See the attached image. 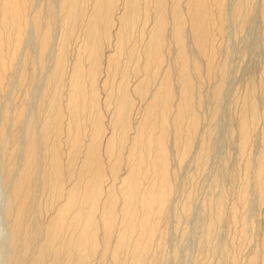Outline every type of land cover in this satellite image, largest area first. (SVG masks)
Segmentation results:
<instances>
[{"label":"bare ground","instance_id":"1","mask_svg":"<svg viewBox=\"0 0 264 264\" xmlns=\"http://www.w3.org/2000/svg\"><path fill=\"white\" fill-rule=\"evenodd\" d=\"M227 1L0 0V155L11 264L162 263L169 212L180 206L174 214L180 220L191 211L193 192L173 210L178 171L197 143L196 161L202 164L207 157L209 137L200 117L203 86L219 77L212 89L218 99L227 78L220 45ZM230 1L238 28L253 17L254 5H261ZM260 3L264 25V0ZM219 52L227 62H217ZM39 79L43 91L29 114V88ZM10 84L23 93L13 106L1 103ZM252 84L237 106L238 166L246 176L239 198L233 199L245 207L251 186L264 205V146L255 162L249 154L260 120L264 125V100L261 109ZM225 195L203 203L208 226L200 245L213 243L215 229L229 216L231 223L223 224H230L232 239L218 247L219 255L215 243L212 250L205 246L216 251L215 258L225 255L218 264H240L235 246L252 245L257 231ZM256 246L248 264H264V233ZM207 256L202 257L213 258Z\"/></svg>","mask_w":264,"mask_h":264},{"label":"rangeland","instance_id":"2","mask_svg":"<svg viewBox=\"0 0 264 264\" xmlns=\"http://www.w3.org/2000/svg\"><path fill=\"white\" fill-rule=\"evenodd\" d=\"M259 1L262 2V0H258V2L255 0L256 3H259L262 5V3H260ZM233 3H234V1H230V2H229V0L227 1L226 15L229 12L227 15V16H229V18L226 17V19L227 18L228 19L226 20V22H225L226 24L224 25L226 34L224 35V37L220 38L221 39L220 45H222L221 50H223V51H221V53L223 52L222 53V54H224L223 56L226 55L225 57H227L226 59L228 62L226 61L225 57L220 58V56H221L220 52H219L220 55H218L219 57L217 56V58H218L217 62L218 61L221 62V60H219V58H220L222 60H225V62H227L226 65H228L227 69H226L227 73L224 76V77H227V78H224V79H226V80H224L225 84H223V86H222V90L220 91L221 95L219 96L218 99H216L214 97V95L212 93V89L215 88V86H216L215 84L217 82L219 83V77H218V79L216 78V80L212 83L213 85L211 83H210L211 85H209V82H206L203 86V89H202L203 105H202L201 110H200L201 124H202L203 131L207 132L206 139L209 137L207 139L208 147H209L207 150V153H206L207 157H206V160L204 161V163H202L203 165H205V167H201L202 164H199L196 161V159H197L196 153H197L199 146H200V144L197 143L195 145L194 149L191 151L192 155L190 154L189 155L190 157L188 156L186 159L187 161H185L186 163L185 164L183 163L184 165L182 164L184 167L181 166L182 167V169L180 170L181 172L177 170L178 171V178L180 177L179 179H177L178 183L176 182L178 184V185L176 184L177 187H179V193H175L177 195V196L175 195L176 197L174 196L176 200L173 199L175 201H172L174 203L173 205H175L173 207V210H174V208L177 207L176 204L177 205L184 204L182 202V199L184 201V199L187 197V195L190 194V192L191 193L193 192L194 193V194L192 193V195H193L192 199L193 200L191 199V201H190V202H192L191 203V211H190V214L188 216L186 215L187 217L185 215L183 216L180 214L179 217H180L181 221L178 219V217L176 218L177 214H176V216L174 215L176 213V211L178 210V208L180 209V206L175 208V209H177V210H175V212L171 210L174 213H171V211L169 212V215L171 216L172 219L171 218L169 219L170 216L168 215L167 218L169 220L167 219V221H169V223H167V224L164 223L166 226L168 225L169 227L168 226L165 227L166 228L165 233L167 234L166 235L167 237L164 238V240H166V244L164 243V245H163V247H165V250L166 249H168V250H166L167 253L164 252L165 253L164 256L167 254L165 257L163 256L164 259L162 258V256H160V258H161L160 262L163 259L162 263H160V264H198L197 261L199 263H202L203 261L200 262L201 259L205 260L206 255H208V256L212 255V257H213V255H214L213 253L218 250V247L223 249L221 246L225 245L226 243L229 242L230 239H232L233 235L229 234L230 232L232 233V231L230 229L228 230V227L230 224H228V223H226L225 225L223 224V223L229 221L230 217L227 216L225 218V219H227V221L224 220L225 222L223 221V223H221L217 226V228H218L220 225L223 224L222 226H225V227H223V229L221 231H219V229H221V228H219V229L216 228L218 232L215 229V233L217 236H215V234H214L212 237L215 236L216 238L211 237V240L215 239L214 242H213V240H212L213 243H211V242L206 243V241H205L200 245V243H201L200 238L204 237V238H202L203 240L202 239L201 240L202 241L206 240V237H205L206 231L202 232V230H206V229H203V227L207 224L206 222H208V219H207L208 217L206 215L207 212H204V211H207V209L203 211V208H204L203 203L207 204V201L211 200V198H212L211 201L215 202V200L217 198L216 195L220 197V196H222V194H224V195L228 194L227 195L228 200L226 199V201L229 204L233 203L234 204L233 206H235V207L240 205L238 207L239 209L237 208L238 209V215L240 217L241 216L245 217V215H246V219H248V217H249L248 220L255 222V229L256 230L254 229V231H255V233L257 231V233H256L257 236H255L253 244L252 245L247 244L246 248L244 247L245 245H243V247H239L241 245H239V246L236 245L235 248L233 246V248L235 249L234 252L236 254L238 253L237 258L239 256L242 257V258L239 257V259H241L240 261L242 262V263L240 262V264H248L246 262V261H248L247 259H249L250 256L254 254L253 253L254 249L257 247L256 244L257 245L260 244L261 236L264 233V231H263V229H264V215H263V212L261 209L262 207L264 209V205L262 206L261 201L260 202L258 201L259 197H258V199L256 198V196H255L256 191H255V189H253V188H255V186L253 185L254 182L252 181V179L255 178L254 177L255 174L253 175V173H254V171H257L256 170L257 166H255V168H254V166H253V168H251V169H253V171L251 170L252 172L250 173V174H252V176L249 175L250 176L249 181L251 180L250 182L251 183L253 182L252 184H250V182H249V184H250V186L253 185L254 187L252 188V186H251L249 189L251 193H249L248 196L252 197V199L247 198L248 201L249 200L251 201V202L249 201L250 203H246V207H248V208L246 209L245 205L242 206L240 204L241 202L239 199L236 201H235V199H233V198H239V197H237V196H239L237 193H239L241 191V188H242L241 186H243L245 176H246L245 170L241 169L243 171H240L239 170L240 167L238 166V164L241 163V160H242L241 157L242 156L239 155L241 153L238 152V150H237V148H238L237 145L239 144V143H237L239 138H236V136H237L236 129H237V125L239 124L238 123L239 108L237 106H238V103H240L241 100L243 99V96H244L245 91L247 89L246 87L249 86L248 84H252L250 82H253V84L255 86L254 87L256 89L255 93H257V92L259 93V94L258 93L256 94L257 99L259 97V99L261 100V97H262L264 100V56H263L264 55V41H263L264 40L263 39L264 32L262 29V26H264V25L262 23V21H263V19L261 18L262 15H259L261 5L256 6V4H255L254 8L252 10V12H254V13L251 14V15H253V17L252 16L250 17L249 21L244 24L245 26L244 27L242 26L243 28L242 27L238 28V26L234 23L235 21L233 22V18H232L233 15H230V13L232 12ZM259 4H257V5H259ZM257 7L259 10L257 9ZM256 9H257L258 13H256L257 12ZM235 26H237L238 29H236ZM30 42H32V41L28 40L26 42V44H25L26 47L32 46V43H30ZM28 48H31V47H28ZM193 50H194L193 52H195L194 48H193ZM37 82H36L37 85H35L36 84L35 83L33 86H31V88H29V96H28V97H30V100H29L30 109H28L29 114H34V112L36 111L38 103L40 101V100L39 101L37 100V98L39 97L38 95L41 96L42 91H43V88H42L43 82H41L40 79L37 80ZM11 83H13V82H11ZM14 83H17V82L14 81ZM11 85H13V86L10 89L8 87L9 92L8 91L5 92L6 96H3V95H5L3 93V95H2L3 97H1V103H5V104L13 106L12 104L14 102H16V101H14V99L19 100L23 93H21V89H19L18 84H15V85H17L16 87L14 86V84H10V86ZM40 85H42V86H40ZM40 91H41V94H39ZM238 99H239V101H237ZM10 102H12V103H10ZM257 102H258V106L261 108L263 101L260 102L258 100ZM0 107H2V105ZM2 109H3V107H2ZM2 109L0 108V110H2ZM261 109H263V107ZM1 113H2V111H1ZM0 118H2V116H0ZM260 121H261L260 122L261 124L258 123L257 128L259 127V129L257 130V134L255 135L256 137L255 136L253 137L257 140V142H255V140H254V142L257 144L259 141V143L255 147H252V145L255 144V143L253 144V141H252V144L250 146L252 149L249 148V150H251V151H249V154L251 155L252 160H254L253 162H255V160L257 159L254 155L256 153H258L257 151H260L259 149L262 148L261 146H264V145L260 144L261 142H263V141H261L262 139L259 140V138H258V137L261 138L260 133L262 134L260 127L262 128L264 126L263 121L262 120H260ZM262 131H264V129ZM209 132L211 135H209ZM234 134H236V135H234ZM258 134H259V136H257ZM23 135H24V129H22V131L20 133L21 141H22ZM232 135H234V137ZM194 150H196V151H194ZM0 151H1V148H0ZM239 151H240V149H239ZM0 154H2V153H0ZM259 156L260 155H258V157ZM1 157H2V155H0V163L2 162ZM239 158H240V160H239ZM173 159L176 160V163H174L175 161L173 160L174 161L173 165L176 166L177 157L174 155ZM252 163H251V165H254V164L258 165L257 164L258 162L253 163V164ZM2 164H3V162L0 164V177H1L0 178V191H1L0 192V264H11V261L9 260V256H11L13 254V252H11L12 249L10 246V237H9V233H8L9 224H7L8 222H7V220H5L6 219L5 218L6 217L5 216V210H6V202H7V195H8L7 192L8 191L4 185L5 183H4ZM199 166H200V168H199ZM184 168H186V169H184ZM201 169H203V170H201ZM239 171L243 172V175ZM191 176H192V178L194 177L193 180L191 179ZM243 176H244V178H243ZM251 177H253V178L251 179ZM236 178H237V180H236ZM190 179L193 182L192 181L190 182ZM237 188H238V190H237ZM251 189L254 190L255 192L252 191ZM177 190H178V188H177ZM209 191L211 193H209ZM208 193L211 195V197H208V195H209ZM234 196H236V197H234ZM175 202H176V204H175ZM216 202H217V200H216ZM259 203H260V205H259ZM247 204L249 206H247ZM231 205H229L228 208L233 207ZM243 208H245L244 211H243ZM240 210H242V211H240ZM241 213H243V215ZM205 219H207V220H205ZM206 226H208V224ZM175 227H177V228H175ZM165 228H164V230H165ZM168 228H170V229H168ZM219 232H220V234H217ZM202 234H204L205 236ZM230 235H232V236L230 237ZM223 240L225 242H223ZM214 243H215L214 248L216 251L213 250L214 252L211 253V250H212L211 246ZM206 244H210L209 246L208 245L207 246L210 247L211 250H209V248L208 249L206 248V246H205ZM218 244H220V245H218ZM203 246H204V248L209 250L210 252L209 251H207V252H209L211 254H209V253L206 254L207 252L205 249H204L205 250V253H204L203 252ZM216 247H217V249H216ZM177 250L179 253L177 252ZM233 250H231L232 253H233ZM255 251H256V249H255ZM202 253L205 254V257H204V254H202ZM248 253L250 255H248ZM162 254H163V251H162ZM215 254L219 255L220 253L217 251ZM245 255H246V257H245ZM202 256L205 259H203ZM208 256H207V258H209ZM223 257L225 258V260H223L224 259ZM223 257H222V259L220 258V256H216V258L210 257L207 261L206 260L205 261H206V264L210 259H215L214 261L217 262L218 258H219V260H223L225 262L226 261L225 255H223ZM210 261H211L210 262L211 264H212V262L215 264L214 261H212V260H210ZM223 261H222V263L224 264ZM218 262H217V264H218ZM203 263H205V262H203ZM219 263H221V262H219Z\"/></svg>","mask_w":264,"mask_h":264}]
</instances>
